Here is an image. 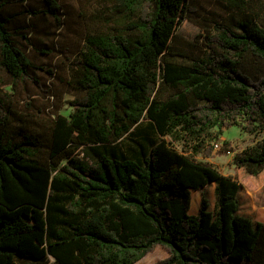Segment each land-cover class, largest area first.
<instances>
[{"label": "trees", "instance_id": "obj_1", "mask_svg": "<svg viewBox=\"0 0 264 264\" xmlns=\"http://www.w3.org/2000/svg\"><path fill=\"white\" fill-rule=\"evenodd\" d=\"M27 1L0 0V264H135L158 245L153 264H264L260 204L240 181L264 176V138L236 154L238 177L195 157L226 128L264 129V28L243 11L264 0H228L235 11L184 40L191 53L172 46L189 0H104L66 54L72 110L50 118L16 92L47 91L22 40L33 16L62 27V7Z\"/></svg>", "mask_w": 264, "mask_h": 264}, {"label": "rangeland", "instance_id": "obj_2", "mask_svg": "<svg viewBox=\"0 0 264 264\" xmlns=\"http://www.w3.org/2000/svg\"><path fill=\"white\" fill-rule=\"evenodd\" d=\"M58 1L62 7V27L59 28L52 17L40 19L33 16L30 18L31 30L33 31L30 41L33 46L29 41L22 40L30 58L37 65L44 67V69L36 70L35 73L41 79L44 84L43 87L47 91L43 92L37 85L29 82L26 85H21L16 92L20 107L29 111L35 117L50 118L57 113L69 115L72 110L69 102L73 97L67 89L69 62L66 59V54L74 55L81 49L87 33L100 25L98 17L105 13L104 0ZM27 2L32 6L36 0H28ZM188 6L190 9L186 12L185 19L176 31L179 37L172 43L174 49L187 53L197 51L196 45L187 43V41L193 42L198 34H205L207 29L213 28L215 21H222L231 12L235 11L234 6L228 0H189ZM17 9L19 10L21 7H17ZM243 11L253 13L256 21L264 28V1L261 3L251 1ZM200 42L199 44H201ZM49 69H52L53 73H50ZM1 77H4V75L0 74ZM28 106L29 110H27ZM241 126L234 125L224 129V133L218 140L209 141L214 146L212 156L206 158L203 154H195L196 159L211 163L225 175L238 177V168L234 163L236 154L252 147L264 138V129L251 134ZM154 137L157 140L161 139L160 136L154 135ZM165 138L179 150L188 147L182 140L173 136H166ZM131 143L129 138L125 139L123 147L126 152L127 146ZM240 171L244 197L250 196L259 202L258 218L264 222V176L252 178L243 170ZM200 200L201 191L193 190L191 213L198 211ZM167 256L166 249L158 245L140 262L142 264L146 262L147 264H153ZM53 260L54 258L51 257L49 264Z\"/></svg>", "mask_w": 264, "mask_h": 264}, {"label": "crops", "instance_id": "obj_3", "mask_svg": "<svg viewBox=\"0 0 264 264\" xmlns=\"http://www.w3.org/2000/svg\"><path fill=\"white\" fill-rule=\"evenodd\" d=\"M259 219V218H258ZM135 264H142L140 261H138L137 263H135ZM145 264H147V262L145 263Z\"/></svg>", "mask_w": 264, "mask_h": 264}]
</instances>
